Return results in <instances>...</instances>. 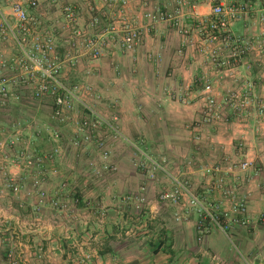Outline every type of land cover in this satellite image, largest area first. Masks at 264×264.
Instances as JSON below:
<instances>
[{
	"label": "crops",
	"instance_id": "crops-1",
	"mask_svg": "<svg viewBox=\"0 0 264 264\" xmlns=\"http://www.w3.org/2000/svg\"><path fill=\"white\" fill-rule=\"evenodd\" d=\"M59 1L79 6L81 23H86L90 5L105 14L104 24H117L124 17L144 26L133 51L108 44L98 59L85 56L73 68L67 67L69 79L93 84L100 95L98 107L104 103L109 114L118 116V127L126 136L142 141L152 157L164 159L207 202L228 208L229 200L213 188L212 176L204 173L207 166L221 167L226 185L245 198L249 222L233 226L228 234L211 228L198 241V215L182 210L185 202L177 205L157 199L158 192L170 186L167 177L134 166L132 148L110 135L109 160L117 171L100 180L91 178L86 161L97 150L92 145L71 147L66 142L73 135L72 123H61L63 154L43 166L41 188L52 196L56 190L75 187L80 202L74 204L70 195V212H58L48 202L40 204L39 193L31 186L36 167L26 168L0 156V166L24 186L19 193L0 188V264H8V251L17 254L22 264H82L86 253L102 264H212V254L226 264H245L237 249L248 264H264V221L259 219L264 211V115L256 114V104H264V50L256 42L264 40V0L222 1L228 7H242L229 30L239 43L253 44L229 70L209 60L205 49L216 44L204 45L197 27L198 21L211 17L209 0H183L180 14L175 12L177 0H129L126 6L119 0ZM45 10L51 22L60 18L58 10ZM147 11L171 17L151 22L144 16ZM176 21L186 23L189 32H179ZM66 36L62 31L61 46ZM233 45L222 43L219 57L225 58ZM207 82L222 111V119L211 123L201 113ZM247 84L252 101L239 114L224 104L225 97L231 90H244ZM50 113L48 102L32 99L26 92L11 99L8 108L0 111V143H7L5 154L11 158L27 142L34 156L49 153L53 144L48 132H37L36 127L55 124ZM9 140L14 143L8 145ZM244 160L249 165L241 170L239 164ZM51 168L58 173L53 175ZM139 189L147 197L146 215H138L131 205L123 212L120 196ZM95 202L105 207L104 218L89 206ZM177 214L182 218L176 220ZM230 236L236 240L233 247L226 242Z\"/></svg>",
	"mask_w": 264,
	"mask_h": 264
},
{
	"label": "built area",
	"instance_id": "built-area-1",
	"mask_svg": "<svg viewBox=\"0 0 264 264\" xmlns=\"http://www.w3.org/2000/svg\"><path fill=\"white\" fill-rule=\"evenodd\" d=\"M117 1V0H113ZM126 6L129 0H119ZM212 4L211 17L198 21L197 27L204 41V45L216 44L214 48L205 51L207 57L217 68L229 70L239 59L252 49L250 41L239 43L229 30L230 21L235 19L242 7L225 6L223 0H209ZM183 0H177L175 12L180 14ZM46 8L59 11V17L50 21ZM89 17L86 23H81V9L71 1L59 0H0V111L8 108L11 99L20 92H26L32 99L46 101L51 107V119L55 124L36 127L37 132H48L53 144L49 153L39 152L34 156L30 144L24 143L10 158L5 154L6 142L0 143V156L12 163L23 164L26 168H35L36 174L32 176V189L40 196V204L48 202L50 207L58 212H70L72 195L73 203L78 204L77 189L69 191L56 190L54 195L41 188V179L45 176L43 166L53 162L56 157L63 154L61 123H72L70 139L67 144L76 149H84L92 145L96 150L94 156L89 157L87 171L91 178L100 180L108 174L115 173L117 166L110 162L111 149L108 146L109 136L126 142L133 150V164L137 168H149L159 171L170 180V186L161 189L157 199L164 203L186 204L182 210L194 211L198 215L196 224L198 241H201L211 228H218L225 233H230L233 226H246L249 222L246 200L237 195L233 188L226 185L225 176L218 165L207 166L206 175L213 178V188L221 191L230 204L223 208L217 202H207L199 195L187 181L174 174L164 159L152 157L143 147L141 142L126 136L118 127L116 114L103 113L98 107L100 95L88 81L70 80L67 67L73 68L82 57L98 59L104 47L108 44L116 45L124 52L133 51L140 43L144 26L136 24L124 17L118 23H103L105 14L96 12L95 7L88 6ZM151 22L171 17L164 12L147 11L144 13ZM179 32L187 34L189 27L186 23L176 21ZM62 31H66V44L61 46L58 42ZM233 47L225 58H220L218 50L222 43ZM260 50H264V40H256ZM251 86L247 84L244 90H231L225 97L224 104L242 114L252 101ZM203 105L201 113L206 122H216L222 119L221 104L212 92L211 83L203 87ZM81 109V110H80ZM81 111L79 115L78 111ZM257 116L264 115V104H256ZM20 126V123H17ZM105 130L107 133L104 134ZM1 132V129H0ZM111 132V133H108ZM14 141L9 140L8 145ZM65 145V144H64ZM66 146V145H65ZM249 162L239 164L241 170L248 168ZM54 175L57 168H51ZM21 181V180H20ZM12 177L5 166H0V188L13 193L23 190V184ZM119 206L126 212V207L131 205L138 215H146L147 197L143 189L120 196ZM101 218L105 217V207L95 202L89 204ZM181 214L175 216L181 219ZM259 219L264 221V211ZM87 221L86 219L84 220ZM38 252L42 253L39 244ZM238 256L248 264L243 254L237 249ZM8 264H22L21 259L13 251L6 254ZM212 264H226L218 255H211ZM82 264H102L93 254H83Z\"/></svg>",
	"mask_w": 264,
	"mask_h": 264
},
{
	"label": "rangeland",
	"instance_id": "rangeland-1",
	"mask_svg": "<svg viewBox=\"0 0 264 264\" xmlns=\"http://www.w3.org/2000/svg\"><path fill=\"white\" fill-rule=\"evenodd\" d=\"M99 108L103 111V113H108L107 111H106V105L103 103L102 105L100 104L99 105ZM102 131H104V134L105 133H107L105 130H102ZM10 174V173H9ZM226 242H227V244L229 245V246H232L233 247V245L236 243V240L232 237V236H230V238L229 239H226Z\"/></svg>",
	"mask_w": 264,
	"mask_h": 264
},
{
	"label": "trees",
	"instance_id": "trees-1",
	"mask_svg": "<svg viewBox=\"0 0 264 264\" xmlns=\"http://www.w3.org/2000/svg\"><path fill=\"white\" fill-rule=\"evenodd\" d=\"M141 144H142V142H141Z\"/></svg>",
	"mask_w": 264,
	"mask_h": 264
}]
</instances>
